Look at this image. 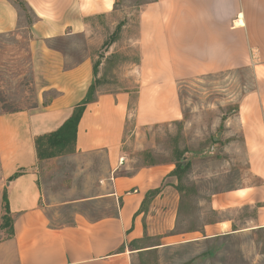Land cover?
Masks as SVG:
<instances>
[{"label":"crops","instance_id":"crops-1","mask_svg":"<svg viewBox=\"0 0 264 264\" xmlns=\"http://www.w3.org/2000/svg\"><path fill=\"white\" fill-rule=\"evenodd\" d=\"M20 1L33 20L22 26L23 17L15 1L0 0V34L29 30L33 69L41 85L35 107L0 115V148L8 171V180L0 189V264H134L142 248L132 245L140 244L145 234H152L149 232L156 222L157 228H164L167 210L163 206L172 212L168 226L172 230L182 200L175 188L178 183L172 179L174 163L145 165L131 173L116 174L129 168L124 153L133 144L126 136L131 111L135 107L140 121L146 124L179 120L180 80L247 66L264 75V0H153L145 5L135 41L140 60L131 72L137 86L98 93L87 104L77 130L75 151H105L110 170L106 178L111 180L110 189L85 200H112L117 209L95 218L76 212L72 222L60 225L51 223L39 185L40 164L53 158L39 160L35 139L57 130L86 97L94 79L91 48L97 36L92 20L115 12L116 0ZM76 36L86 47L80 57L70 59L61 48L48 46V41ZM50 91L54 95L47 100ZM262 101L241 104L237 118L242 132L232 133L239 136L236 150L241 148L244 156L242 165L233 163L243 171L239 185L215 191L209 200L215 213L255 208V215L245 218L248 229L264 228ZM231 123L235 124L233 120ZM21 169L24 173L9 181ZM157 189L160 191L148 198L152 200L144 208L147 194ZM5 190L11 228L1 227ZM239 219L227 216L190 231L158 234H163L162 240L179 236L208 240L244 230L239 228Z\"/></svg>","mask_w":264,"mask_h":264},{"label":"rangeland","instance_id":"rangeland-1","mask_svg":"<svg viewBox=\"0 0 264 264\" xmlns=\"http://www.w3.org/2000/svg\"><path fill=\"white\" fill-rule=\"evenodd\" d=\"M152 1L116 0L115 12L92 20L97 27L96 42L91 48L96 95L137 86L131 72L140 60V47L135 43L141 23L140 12ZM15 3L23 17L21 25H29L27 22L32 21L33 16L28 7L20 0ZM29 38L27 28L0 34V115L30 110L36 105L41 83L34 73ZM48 46L61 48L70 59L82 56L86 50L78 36L54 39L48 41ZM53 95L50 91L46 99ZM178 99L179 120L146 124L140 121L135 107L127 120L126 136L133 142H128L131 144L128 155L124 153L127 158L124 163L129 168L118 170L116 174L131 173L141 166L163 162L190 163L180 179L175 175L172 178L178 183L175 188L180 187L177 191L182 200L175 227L168 228L172 212L168 211V206H163L167 210L163 215L164 228H157L156 222L154 230L149 232L152 234H145L140 244L132 245L142 248L134 264H264V228L245 226V218L254 216L255 208L238 213H215L209 205L211 193L240 183L243 171L233 163L242 165L244 156L241 148L236 150L239 136H232V133L242 132L237 117L243 102L263 100L264 106L262 71L255 72L254 67L247 66L180 80ZM2 154L0 148V189L8 180ZM108 176L105 151L65 152L40 164L39 185L51 223H70L76 212L91 218L115 213L117 206L112 200H85L100 197L110 189ZM149 200L144 208H148ZM158 206L161 209L160 203ZM235 215L240 217L239 228L245 229L218 238L196 241L193 236H179L162 240L163 234H158L160 231L166 234L190 231L210 221Z\"/></svg>","mask_w":264,"mask_h":264},{"label":"trees","instance_id":"trees-1","mask_svg":"<svg viewBox=\"0 0 264 264\" xmlns=\"http://www.w3.org/2000/svg\"><path fill=\"white\" fill-rule=\"evenodd\" d=\"M95 98V87L92 84L86 97L74 107L71 116L57 130L36 137L35 144L39 160L54 158L65 152L70 153L75 151L79 122L87 104L95 100ZM189 167L190 163L187 165H182L181 163L177 162L176 168L173 170L172 175H175L180 179L182 174H184ZM23 173L24 170L21 169L20 171L14 173L9 178V181L17 178ZM177 189L180 190V187H177ZM159 191L160 190L157 189L149 192L146 199L148 200L150 196L156 195ZM3 201L5 213L3 215L1 227L11 228L12 219L10 216V206L6 190L4 191Z\"/></svg>","mask_w":264,"mask_h":264},{"label":"built area","instance_id":"built-area-1","mask_svg":"<svg viewBox=\"0 0 264 264\" xmlns=\"http://www.w3.org/2000/svg\"><path fill=\"white\" fill-rule=\"evenodd\" d=\"M124 159H122V162H123Z\"/></svg>","mask_w":264,"mask_h":264}]
</instances>
